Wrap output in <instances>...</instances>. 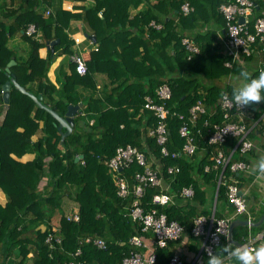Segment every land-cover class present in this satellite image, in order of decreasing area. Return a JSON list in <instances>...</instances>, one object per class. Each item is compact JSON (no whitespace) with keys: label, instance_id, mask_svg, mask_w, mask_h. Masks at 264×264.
<instances>
[{"label":"trees","instance_id":"16d2710c","mask_svg":"<svg viewBox=\"0 0 264 264\" xmlns=\"http://www.w3.org/2000/svg\"><path fill=\"white\" fill-rule=\"evenodd\" d=\"M49 1L22 0L23 5L11 15L2 14L4 18L11 16V23L4 24L0 20V114L4 105L3 86L9 80L5 70L11 60L16 61L11 73L17 82L29 93L42 95L43 104L61 116L69 105L82 104L83 107L74 118L72 134L63 140L58 122L51 114L11 87L9 108L0 124V191L7 198L6 205L0 203V264H67L70 254L79 247L81 260L86 263L122 264L134 250L130 239L134 236L149 239L151 234L143 233V223L129 217L135 196L130 194L126 199L118 196L111 172L105 165L117 148L131 145L144 152L148 160L162 163L165 180L174 179L172 193L178 195L183 188L192 186L195 194L200 192L201 196L198 184L210 179L218 183L220 173L213 169L206 173L205 167L214 164L208 159L218 150L229 154L235 148L234 139L219 147L208 145L213 125L223 123L218 101L229 92L216 82L238 69L236 65L232 70L225 67L230 59L220 42V38L226 36V22L220 11L223 1L92 0V7L84 9V14L61 7L53 10ZM186 3L194 9L187 16L182 12ZM141 6L146 10L133 16L132 11ZM47 10L52 12L49 17L45 15ZM82 18L94 31L99 49L90 54L85 76H80L71 63L70 74L63 72L61 79L58 78L60 88H57L48 82V74L58 58L74 55V40L68 29L71 21ZM152 22L162 28H153ZM31 25L38 30L41 41H37L35 35L26 34ZM252 27L253 23V31ZM18 34L26 46L22 50L8 46ZM183 38L190 39L201 49L200 55L191 61L187 60ZM55 40L59 43L48 57L40 58L39 50ZM97 73L108 78L100 90L94 79ZM162 84L171 88L172 99L167 108L172 112L187 115L202 99L199 91L204 89L208 111L213 107L215 111L210 112L217 113L201 118L197 126L200 134L194 130L199 149L205 150L203 158L195 164L193 159L198 155L162 158L156 139L148 135L157 119L144 109L145 98L155 97L156 89ZM92 120L93 126L90 125ZM180 126L177 117L169 120L168 149L171 152L182 150L184 140L179 135ZM80 155L84 156L85 165L82 161L75 162ZM170 166L181 168L175 178L165 170ZM141 171L137 164L123 171L131 189L135 174ZM229 173L227 169L225 177ZM159 193L156 188L146 191L142 199L145 212L157 208L169 220L191 231L190 226L200 214L191 205H187L189 213H185L180 200L175 205L155 206L152 199ZM220 199L227 200L223 186L218 190V201ZM70 204L79 207L78 223L67 220V215L74 212ZM56 217L63 244L51 249L46 239L52 229L42 231L40 228L52 226ZM263 228L264 225L260 229ZM242 229L238 227L233 232L234 240L240 243ZM85 237L101 238L107 248L100 250L92 244L80 246L79 242ZM171 243L167 249L157 250V264H167L173 256ZM227 244L224 241L221 246Z\"/></svg>","mask_w":264,"mask_h":264},{"label":"built area","instance_id":"2783aa9c","mask_svg":"<svg viewBox=\"0 0 264 264\" xmlns=\"http://www.w3.org/2000/svg\"><path fill=\"white\" fill-rule=\"evenodd\" d=\"M223 4L220 11L224 16L225 26V39L223 40L225 55L231 60L225 62V67L232 70L235 65L239 63L240 58H252L255 54L260 52L263 55V61L258 68L264 69V18L259 17L254 20L253 31L251 30V16L256 9V2L254 0H222ZM194 11L193 7L188 3L182 6V12L185 16ZM52 14L47 10L45 15L49 17ZM244 18V23H240V19ZM151 26L156 29H161V25L155 22ZM26 34L28 36L35 35L39 38L40 34L34 25L29 26ZM186 47L188 57L187 60L191 61L193 57L200 55L201 49L198 45L193 43L188 38L182 40ZM72 62L76 66V71L80 76H85L88 73V66L82 54L76 53L72 57ZM225 96L231 98L229 95H223L220 101V111L223 117V123L213 125V133L208 138V145L210 147H219L225 144L228 140L234 139L236 141L235 148L229 154L221 150L215 152L213 156L214 164L206 167V173L213 170L219 171V185L226 189V198L228 204L233 208L235 217L248 215L247 200L245 199L240 186L236 180L227 181L225 179V171L229 169L231 174H238L240 172H249L251 164L245 159L233 161V154L239 153L243 158L249 155L256 149L255 142L250 138L251 132L244 118L249 119L246 107L238 108L230 103ZM172 99V91L168 84L160 85L155 91V97L147 96L145 98L144 109L154 114L157 119L155 127L149 130L148 135L156 139L157 144L161 148L162 158L177 159L179 157L187 156L193 157L199 150L198 141L194 130L200 134L198 123L201 118L207 114L211 117L214 116L213 112L209 113L206 108L204 100L199 99L194 106H192L187 115L172 112L167 108V103ZM177 117L181 121L179 128V135L184 140L181 152H171L168 149L169 143V120ZM232 118L237 121H232ZM240 120V121H239ZM91 126L93 122L90 123ZM205 125L208 126L209 122L206 121ZM79 156H77L78 158ZM83 159H80L82 161ZM139 165L143 171L137 172L134 176V186L131 189L128 180L123 177V171L129 169L132 165ZM82 165L85 162L82 161ZM105 165L111 172L114 184L117 187V194L121 199H126L130 194L135 196V201L129 212V217L133 221H140L143 223V233L151 234L152 245L146 243L145 239L140 236H134L130 239V245L134 249L130 255L126 257L122 264H157L158 254L157 250L167 249L170 242H179L185 232L184 226L173 220H169L165 213L159 212L157 208L145 212L143 208L142 199L149 189H159L160 193L153 196L152 202L155 206H166L169 204L175 205L176 198L190 199L195 195L192 187H185L177 195L176 193L163 192V185L165 180L163 174V164L157 163V160H148L146 154L131 145L122 146L117 148L115 155L105 161ZM171 178H175L181 172L178 166H170L165 169ZM174 179H168L167 183L173 184ZM75 211V210H74ZM69 222H80L79 211L67 215ZM248 226H252L251 218L247 220ZM232 220L230 219H217L213 216H198L193 221L191 234L193 237L203 239L202 252L206 255V249L212 248L217 251L224 241L229 242V232ZM47 236L46 243L51 249L56 245L63 244V236H61L60 227L57 224L46 226L42 231L51 230ZM262 236V235H261ZM81 245L92 244L100 250H105L107 244L101 238L85 237L79 242ZM255 241L247 245L255 246ZM82 249L77 248L75 253L70 254V260L67 264H92L86 263L81 260ZM207 256V255H206ZM167 264H185L180 255H173Z\"/></svg>","mask_w":264,"mask_h":264},{"label":"crops","instance_id":"0c3cea01","mask_svg":"<svg viewBox=\"0 0 264 264\" xmlns=\"http://www.w3.org/2000/svg\"><path fill=\"white\" fill-rule=\"evenodd\" d=\"M39 1L43 2L44 0H39ZM256 1H258L259 4H256V10L250 18L252 23H254V20L256 18L264 17V0H256ZM49 2H50L49 3L50 7L53 10H57L61 7L63 10H67V11L69 10L71 12L78 13V14H84L83 12L84 9L92 7L93 5L92 0H87L85 2H76L74 0H50ZM22 5H23L22 0H0V6H2L0 8V20H2L4 24H10L11 19L9 18L11 16L10 17L8 16V18H4L2 15L3 12H5L7 15H11L12 12L19 9ZM144 10H146L145 7L141 6L137 10H133L132 15L134 16V14H137L138 12L144 11ZM93 33L94 31L90 28V26L87 25V22L84 18H82L81 20L71 21L69 29H68V34L74 40V46H73V50L75 52L74 54L80 52L86 62L87 60L90 59V54L92 52H97L99 49L97 41H96V37L94 36ZM223 40L224 38L221 37L220 42L222 44H223ZM10 41L8 43V46H12L14 48H21V50L26 47L25 44H23L21 40L20 34L16 35V37L14 39H11ZM53 42H56L57 44L59 43V40L57 41L55 40ZM48 48L49 47L47 44L44 48L39 50L40 58L46 59L48 57V54L50 52V49ZM224 53H225V50H224ZM72 57L73 56L64 55L57 59V62L52 66L48 74L49 83L53 84L57 88L60 86V84L58 83V78L61 79L63 72L70 74V64L73 63ZM229 59L231 60L230 57ZM240 59L241 60L236 65L238 68L237 71H235L234 73H231L230 76L223 78L216 82L221 86V88L225 89L226 91H228L227 89H229V92H226L225 94L229 95L230 97L232 95L233 88L236 87L238 83H240V81L236 79V77L239 76L240 71L247 70L252 76L258 75V68L263 61V55L260 52H258L252 58L246 59L242 57ZM94 79L97 82V89L100 90L102 89L103 84L107 82L108 78L103 73H97ZM199 93L203 95L201 100H204L205 105L207 107L206 92L204 91V89H200ZM221 98L218 101L219 106H220ZM260 104H261V107H259ZM6 111L7 109L5 108V111H3L0 114V124H2L4 120ZM210 111H215V109L212 107ZM210 111L209 113H212ZM259 111H260V115L257 114ZM213 114L215 116L217 113L213 112ZM246 114L249 115L248 116L249 119L248 120L247 118H244V119L246 120V123L249 127V130L251 132L250 138L252 139L253 142H255L256 149L249 155L245 156V158H243L239 153H234L233 161H237L239 159H245L247 162L251 164V170L249 172H240L234 175L231 174L230 172L229 174L226 175L225 179L227 181L236 180L238 182V185L240 186V190L242 191L245 199L247 200L248 215L235 217L233 208L228 204L227 200L224 201V199H220V201H218V185L219 184L214 182L213 179H210L208 181H201L200 184H198V187L200 188L201 193H203V196H201L199 192V195L195 194L193 198L184 199V198L177 197L175 200H176V203H178V200L181 201L182 206H184L183 207L184 212L187 214L189 213L188 206L191 205L194 207L195 211L200 214V216L203 215V216L209 217V216L214 215L217 219H223V218L230 219L232 220V222L247 221L249 218H251V221L253 224L251 227L237 226L236 228L238 227L243 228L240 231V235L241 234L243 235V237L241 236L242 237L241 244L247 245L250 242L255 241L256 243L255 246H257L261 243H264V228L260 229L261 226L263 227L264 222L261 225L256 226V224L260 222L264 214V175H260L258 173L254 174L253 168H254V164L256 160L260 156H264V101L260 103L250 104L248 111H246ZM221 116L223 119L224 115L221 114ZM232 121H237V119L232 118ZM225 147L228 148V145H226ZM198 151H199V154H196L198 156L193 159L194 164L199 162V159L201 160L203 158L205 150L199 149ZM227 151L228 149H226L225 152ZM184 157L192 158V157H187V156H184ZM212 159L213 158H209L208 160L212 161ZM157 163H160V162L157 161ZM206 167H209V166L207 165ZM218 180H219V175H218ZM170 189H171V185L167 183V181H165L163 185V189H162L163 192L168 191V193H170L172 192V190ZM193 190L195 191L194 188ZM2 194L4 193L2 192ZM6 203H7V199H6ZM204 212L205 214H203ZM55 219L57 220L58 217H56ZM46 226L47 225H42L41 228H43L44 230ZM190 227H192V225ZM184 228H185V232L181 240L176 243L172 242L170 244V251L173 252V255H176V254L180 255L185 264H204V261L207 258L202 252L203 239L193 237L191 234V231H188V228L186 226H184ZM150 238L145 239L146 243L149 244V246L152 245V239ZM227 243H228L227 245L229 246L231 245L230 242H227ZM222 247L223 246H221L217 251H219Z\"/></svg>","mask_w":264,"mask_h":264},{"label":"clouds","instance_id":"9594fccd","mask_svg":"<svg viewBox=\"0 0 264 264\" xmlns=\"http://www.w3.org/2000/svg\"><path fill=\"white\" fill-rule=\"evenodd\" d=\"M53 47L49 49L51 50ZM236 79L240 83L233 88L231 98L225 96V99H228L230 103L242 108L264 101V69H260L256 76H252L247 70H242ZM253 173L264 175V156H260L256 160ZM220 186L222 185H218V190ZM206 255L207 259L204 264H264V243L257 246L239 245L232 247L225 245L219 251L208 248Z\"/></svg>","mask_w":264,"mask_h":264},{"label":"water","instance_id":"95a60500","mask_svg":"<svg viewBox=\"0 0 264 264\" xmlns=\"http://www.w3.org/2000/svg\"><path fill=\"white\" fill-rule=\"evenodd\" d=\"M244 21H245L244 18L240 19V23H244ZM55 45H56V42H52L48 47L50 48ZM15 65H16V61L11 60V62L8 64L5 70L6 76L9 78V80L3 86V91H2L3 93L2 100L4 102L5 108L6 109L9 108L10 91H11V87L14 86L18 91L29 96L38 105L39 108L44 109L46 112L51 114V116L58 122V130L61 133L63 140L69 137L72 134L73 128L75 126L74 118L78 115L83 105L82 104L69 105L65 115L61 116L55 109H52L48 107L47 105L43 104L42 95L35 96L34 94L29 93L24 87H22L17 82L15 75L11 73V68ZM80 159H84V156L80 155L78 158H76L75 162L78 163ZM263 222H264V214H263L262 219L260 220L259 223L256 224V226L261 225ZM247 225H248L247 221L232 222L231 227H230V232H229V242L231 245H234V246L243 245L239 243L238 241L234 240L233 232L237 226H247Z\"/></svg>","mask_w":264,"mask_h":264},{"label":"rangeland","instance_id":"374dc122","mask_svg":"<svg viewBox=\"0 0 264 264\" xmlns=\"http://www.w3.org/2000/svg\"><path fill=\"white\" fill-rule=\"evenodd\" d=\"M37 41H40L41 40V37H39V38H35ZM10 43H11V41H10ZM50 44V43H49ZM12 47V46H11ZM80 92H81V90H80ZM38 106V105H37ZM259 107H261V104H260V106ZM3 111H5V106L3 105V110H2V112ZM258 115H260V111L257 113ZM91 122H93V124H94V121L92 120V121H90V123ZM91 125V124H90ZM6 197H5V195L4 194H2V191H0V203L1 204H3V205H5V203H6ZM72 208V210L74 211V212H77V211H79V207L77 206V205H75V204H70V209ZM69 209V210H70ZM53 224H57L58 225V221L56 220V219H54L53 220ZM41 230L43 229V228H40ZM205 255V254H204ZM206 256V255H205Z\"/></svg>","mask_w":264,"mask_h":264}]
</instances>
